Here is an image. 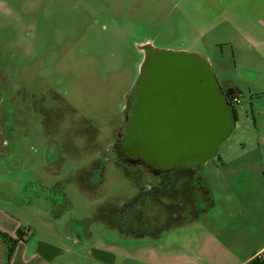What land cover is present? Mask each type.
<instances>
[{
	"label": "rangeland",
	"instance_id": "rangeland-1",
	"mask_svg": "<svg viewBox=\"0 0 264 264\" xmlns=\"http://www.w3.org/2000/svg\"><path fill=\"white\" fill-rule=\"evenodd\" d=\"M147 48L194 53L223 92L241 93L229 135L201 166L156 173L117 153ZM177 68L162 64L154 72L161 78ZM192 87L188 101L198 107ZM181 121L140 119L127 145L148 143L152 125L161 149L166 136L174 146L214 123L210 110L189 119L188 133ZM261 149L264 0H0V227L9 236L20 229L31 243L47 232L116 237L101 208L111 212L154 185L189 219L203 209L174 237L240 221L244 242L264 228V169L240 164L260 163L251 155ZM149 216L160 225L167 212L157 204ZM0 249L8 252L4 237Z\"/></svg>",
	"mask_w": 264,
	"mask_h": 264
},
{
	"label": "water",
	"instance_id": "water-1",
	"mask_svg": "<svg viewBox=\"0 0 264 264\" xmlns=\"http://www.w3.org/2000/svg\"><path fill=\"white\" fill-rule=\"evenodd\" d=\"M151 51V48H147L146 60L142 67L145 72L136 87V102L131 108L123 151L133 157L131 162L138 160L134 158H143L150 167L201 166L217 152L229 135L234 125L232 110L226 103L224 93L205 59L187 51L155 50L150 56ZM162 64L170 69L179 65L181 69H176L178 74H171L169 69L164 73L165 76L158 78L154 71ZM188 81L191 82V89L187 87ZM194 82L198 86L196 92L201 98L198 107H193L191 101H188V98L194 95L192 87ZM205 110H210L214 119L205 135L196 134L192 137L186 135L174 146L169 143L170 136H166L167 143L160 149L155 141V129L152 125L148 143L142 138L139 144L127 145L128 135L142 127L140 119H182L184 129L187 130L185 133H188L189 119H194L197 114L203 115Z\"/></svg>",
	"mask_w": 264,
	"mask_h": 264
},
{
	"label": "crops",
	"instance_id": "crops-1",
	"mask_svg": "<svg viewBox=\"0 0 264 264\" xmlns=\"http://www.w3.org/2000/svg\"><path fill=\"white\" fill-rule=\"evenodd\" d=\"M257 156L260 163H241V168L264 169V149L255 150L252 161ZM254 184L258 187L257 181ZM255 219L251 214L250 222ZM240 225L238 221L229 230L214 233L202 229L178 237L172 232L181 227L169 229L159 237L140 238L121 233L113 238H94L91 232L76 236L47 232L49 235L42 233L33 243L29 237L19 239L7 264H264V228L242 242L237 238ZM0 231L6 230L0 227ZM242 250L247 252L240 258Z\"/></svg>",
	"mask_w": 264,
	"mask_h": 264
},
{
	"label": "trees",
	"instance_id": "trees-1",
	"mask_svg": "<svg viewBox=\"0 0 264 264\" xmlns=\"http://www.w3.org/2000/svg\"><path fill=\"white\" fill-rule=\"evenodd\" d=\"M234 90L236 89L230 88L227 92L223 93H231ZM234 116L236 117L235 110ZM197 182L202 186L200 179L197 178ZM166 194L167 192H165L164 189H160V187L154 185L147 186L134 196L131 201L123 204L122 207H117L116 209H111V212H106L107 210H104L103 206L101 208L103 210L101 216L107 221L110 227L116 228L124 236L135 238L144 236L159 237L163 232L169 229L180 227L192 222L199 216V212L203 210L202 207L199 208L196 215L189 219L185 216V210L182 205L166 203L162 199ZM157 204L162 205L167 212L166 221L164 224L160 225L152 224V217L149 216V211ZM1 233L9 243L8 253L10 259L18 240L23 239L24 236L20 229L17 231V237L15 238L9 236L5 232Z\"/></svg>",
	"mask_w": 264,
	"mask_h": 264
},
{
	"label": "flooded vegetation",
	"instance_id": "flooded-vegetation-1",
	"mask_svg": "<svg viewBox=\"0 0 264 264\" xmlns=\"http://www.w3.org/2000/svg\"><path fill=\"white\" fill-rule=\"evenodd\" d=\"M156 49H153L152 51H151V53H150V56L152 55V53H153V51H155ZM142 76H141V78L143 77V75H144V69H142ZM141 78H140V80H141ZM139 80V81H140ZM139 81H138V84H139ZM138 84H137V86H138ZM136 86V87H137ZM136 87H135V92H134V95H133V97L131 98V101L132 102H130V110H129V114L127 115V118H128V124H129V122H130V116H131V108H132V105L136 102ZM225 99V98H224ZM226 101V100H225ZM226 103L228 104V102L226 101ZM229 105V104H228ZM229 107H230V109L232 110V114H233V117H234V111H233V108L229 105ZM127 124V125H128ZM126 136V135H125ZM125 136H124V139H123V141L119 144V147H118V149H117V153L120 155V156H122L123 158H124V160H128L129 162H131V159H133V157H131V156H129V155H127V153L125 152V151H121V148L123 149V147H124V142H125ZM135 160H137V161H135V162H132V163H137V164H140V165H143V166H145V167H147V168H149L150 170H152V171H154V172H156V173H161V172H163V171H168V170H170V169H172V168H166V167H160V168H158V167H156V166H149L147 163H145L144 162V159L143 158H134ZM2 231H0V239L3 237V235H2V233H1ZM4 243V242H3ZM7 261V263H8V261H9V253L8 252H6L5 250H1L0 249V264H5V262Z\"/></svg>",
	"mask_w": 264,
	"mask_h": 264
},
{
	"label": "built area",
	"instance_id": "built-area-1",
	"mask_svg": "<svg viewBox=\"0 0 264 264\" xmlns=\"http://www.w3.org/2000/svg\"><path fill=\"white\" fill-rule=\"evenodd\" d=\"M224 98L233 109L241 103V93L237 90L224 94Z\"/></svg>",
	"mask_w": 264,
	"mask_h": 264
}]
</instances>
